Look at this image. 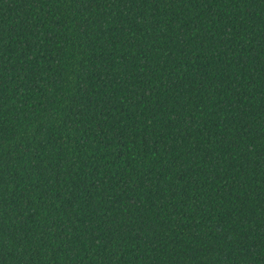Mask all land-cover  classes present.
<instances>
[{
  "label": "trees",
  "instance_id": "16d2710c",
  "mask_svg": "<svg viewBox=\"0 0 264 264\" xmlns=\"http://www.w3.org/2000/svg\"><path fill=\"white\" fill-rule=\"evenodd\" d=\"M0 264H264V0H0Z\"/></svg>",
  "mask_w": 264,
  "mask_h": 264
}]
</instances>
